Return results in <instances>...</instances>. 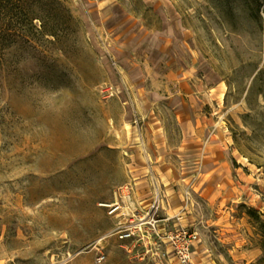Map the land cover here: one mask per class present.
I'll use <instances>...</instances> for the list:
<instances>
[{
    "label": "rangeland",
    "instance_id": "374dc122",
    "mask_svg": "<svg viewBox=\"0 0 264 264\" xmlns=\"http://www.w3.org/2000/svg\"><path fill=\"white\" fill-rule=\"evenodd\" d=\"M18 5L0 0V264H180V229L191 264H264V0Z\"/></svg>",
    "mask_w": 264,
    "mask_h": 264
},
{
    "label": "built area",
    "instance_id": "2783aa9c",
    "mask_svg": "<svg viewBox=\"0 0 264 264\" xmlns=\"http://www.w3.org/2000/svg\"><path fill=\"white\" fill-rule=\"evenodd\" d=\"M136 229L142 230L141 227ZM132 232L121 235V238L131 237ZM195 234L186 229L177 230L175 233L169 234V242L174 249L176 258L180 264H191L192 262V244L195 239Z\"/></svg>",
    "mask_w": 264,
    "mask_h": 264
},
{
    "label": "trees",
    "instance_id": "16d2710c",
    "mask_svg": "<svg viewBox=\"0 0 264 264\" xmlns=\"http://www.w3.org/2000/svg\"><path fill=\"white\" fill-rule=\"evenodd\" d=\"M12 4V6L20 7L18 4L22 2V0H7Z\"/></svg>",
    "mask_w": 264,
    "mask_h": 264
}]
</instances>
